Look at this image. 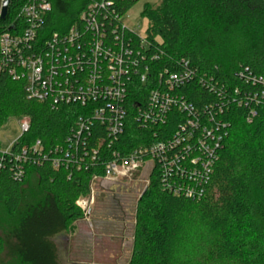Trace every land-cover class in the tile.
I'll use <instances>...</instances> for the list:
<instances>
[{
	"label": "trees",
	"instance_id": "1",
	"mask_svg": "<svg viewBox=\"0 0 264 264\" xmlns=\"http://www.w3.org/2000/svg\"><path fill=\"white\" fill-rule=\"evenodd\" d=\"M27 1L9 0L0 35L12 25L25 27L19 16ZM49 1L52 11L44 29L63 34L90 4L100 0ZM138 1L115 0L114 4L122 15ZM143 15L149 21L147 42L162 55L153 69L189 70L191 80L177 93L198 110H211L213 119L208 118V124L221 121L227 137L199 199L169 193L156 167L138 203L129 264H184V249L198 229L209 236V261L264 264V0H162L147 4ZM134 84L137 94L130 100L125 133L101 162L111 158L113 151L123 155L153 142L155 131L177 128V114L154 128L138 123L135 105L146 101L154 85ZM82 113L79 106L52 107L30 100L23 81L0 73V128L22 117L30 124L16 141L15 153L36 141L46 149L64 145ZM103 136L101 126L95 125L86 139L88 148ZM15 168L8 160L0 169V205L16 221L7 234L0 233V259L60 264L56 238L83 218L77 202L89 192L94 176H104L103 168H54L48 162L25 166L22 178L15 177ZM32 175L41 194L34 202L24 191Z\"/></svg>",
	"mask_w": 264,
	"mask_h": 264
},
{
	"label": "built area",
	"instance_id": "2",
	"mask_svg": "<svg viewBox=\"0 0 264 264\" xmlns=\"http://www.w3.org/2000/svg\"><path fill=\"white\" fill-rule=\"evenodd\" d=\"M114 1L90 4L79 20L61 34L44 29L52 11L50 1L28 0L19 16L25 27L12 25L0 35V73L23 81L28 99L48 102L52 107L79 106L83 111L62 146L46 149L36 141L15 153L18 139L6 148L0 144V169L10 160L16 167L15 177L22 178L25 166L48 162L54 168L85 171L101 166L107 178L137 171L151 162L152 172L157 167L165 190L175 196L199 199L227 137L226 125L221 121L209 125L208 118L213 119L211 110L200 111L177 93L191 80L189 70L153 69L162 55L150 48L146 30L141 35L124 23L130 10L120 15ZM149 81L154 88L142 105H135L138 123L154 128L177 114V128L155 131L153 142L123 155L113 151L111 158L101 162L102 155L106 157L125 133L130 100L137 94L134 83L145 85ZM214 106L221 109L218 104ZM95 125L101 126L104 136L95 147L88 148L86 139ZM29 127L27 118L20 121V136ZM77 205L82 208L79 202Z\"/></svg>",
	"mask_w": 264,
	"mask_h": 264
},
{
	"label": "rangeland",
	"instance_id": "3",
	"mask_svg": "<svg viewBox=\"0 0 264 264\" xmlns=\"http://www.w3.org/2000/svg\"><path fill=\"white\" fill-rule=\"evenodd\" d=\"M0 0V11L2 3ZM162 0H139L124 17V23L141 35L149 26L143 15L147 4L158 5ZM10 119L0 128V144L5 147L21 135L20 121ZM152 163H145L137 171L113 177H98L90 183L87 194L78 202L84 211L81 220L56 238L60 264H129L136 234V213L139 200L147 191L152 176ZM29 201L41 196L37 178L32 175L24 188ZM16 224L0 205V233L7 234ZM209 236L203 229L192 235L183 253L184 264H235L234 262L209 261ZM0 264H19L7 258Z\"/></svg>",
	"mask_w": 264,
	"mask_h": 264
},
{
	"label": "water",
	"instance_id": "4",
	"mask_svg": "<svg viewBox=\"0 0 264 264\" xmlns=\"http://www.w3.org/2000/svg\"><path fill=\"white\" fill-rule=\"evenodd\" d=\"M8 8H9V0L3 1L0 11V21H5L8 15Z\"/></svg>",
	"mask_w": 264,
	"mask_h": 264
}]
</instances>
